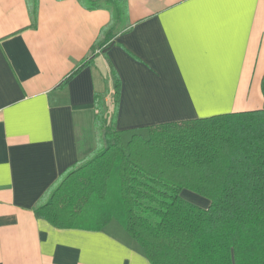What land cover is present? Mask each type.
<instances>
[{
	"label": "crops",
	"instance_id": "1",
	"mask_svg": "<svg viewBox=\"0 0 264 264\" xmlns=\"http://www.w3.org/2000/svg\"><path fill=\"white\" fill-rule=\"evenodd\" d=\"M38 5L34 19L28 0H0V264H151L34 209L98 147L95 95L108 92L112 109L111 66L121 80L117 130L263 110L264 0H126L115 45L95 55L110 10Z\"/></svg>",
	"mask_w": 264,
	"mask_h": 264
},
{
	"label": "trees",
	"instance_id": "2",
	"mask_svg": "<svg viewBox=\"0 0 264 264\" xmlns=\"http://www.w3.org/2000/svg\"><path fill=\"white\" fill-rule=\"evenodd\" d=\"M28 2L35 19L39 0ZM80 2L110 10L105 40L92 55L107 52L126 21V0ZM111 69L112 109L108 92L95 95L98 147L60 176L36 217L57 229L103 232L151 264H264V108L117 130L121 80ZM183 191L208 207L185 200Z\"/></svg>",
	"mask_w": 264,
	"mask_h": 264
},
{
	"label": "rangeland",
	"instance_id": "3",
	"mask_svg": "<svg viewBox=\"0 0 264 264\" xmlns=\"http://www.w3.org/2000/svg\"><path fill=\"white\" fill-rule=\"evenodd\" d=\"M189 192V191H187ZM190 193V192H189ZM191 196L187 195V193L184 194L183 198L199 207H202V208H207L208 205H209V201L205 198H202L200 196H197V195H194L192 193H190Z\"/></svg>",
	"mask_w": 264,
	"mask_h": 264
}]
</instances>
